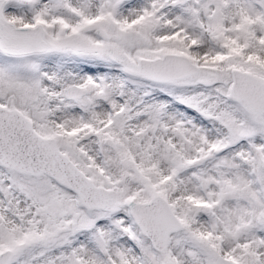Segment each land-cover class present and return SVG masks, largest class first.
<instances>
[{"label": "snow or ice", "instance_id": "1", "mask_svg": "<svg viewBox=\"0 0 264 264\" xmlns=\"http://www.w3.org/2000/svg\"><path fill=\"white\" fill-rule=\"evenodd\" d=\"M0 264H264V0H0Z\"/></svg>", "mask_w": 264, "mask_h": 264}]
</instances>
